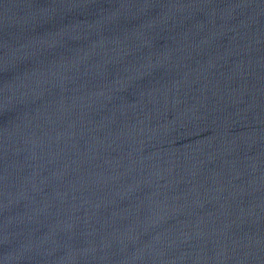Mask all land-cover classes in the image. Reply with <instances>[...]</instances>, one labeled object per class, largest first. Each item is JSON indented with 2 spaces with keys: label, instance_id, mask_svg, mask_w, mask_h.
Masks as SVG:
<instances>
[{
  "label": "water",
  "instance_id": "95a60500",
  "mask_svg": "<svg viewBox=\"0 0 264 264\" xmlns=\"http://www.w3.org/2000/svg\"><path fill=\"white\" fill-rule=\"evenodd\" d=\"M0 264H264V0H0Z\"/></svg>",
  "mask_w": 264,
  "mask_h": 264
}]
</instances>
